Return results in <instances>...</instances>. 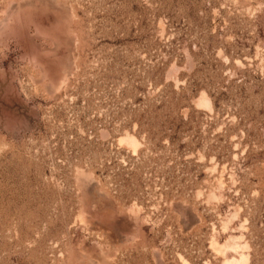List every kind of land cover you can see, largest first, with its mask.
<instances>
[{"label": "rangeland", "instance_id": "obj_1", "mask_svg": "<svg viewBox=\"0 0 264 264\" xmlns=\"http://www.w3.org/2000/svg\"><path fill=\"white\" fill-rule=\"evenodd\" d=\"M0 264H264V0H0Z\"/></svg>", "mask_w": 264, "mask_h": 264}]
</instances>
